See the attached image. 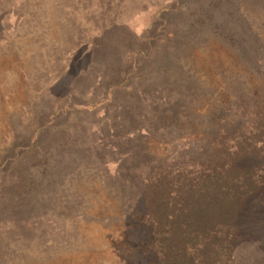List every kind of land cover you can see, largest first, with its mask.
Instances as JSON below:
<instances>
[{"label":"rangeland","instance_id":"obj_1","mask_svg":"<svg viewBox=\"0 0 264 264\" xmlns=\"http://www.w3.org/2000/svg\"><path fill=\"white\" fill-rule=\"evenodd\" d=\"M263 94L264 0H0V264H149L150 179ZM237 235L264 264V188Z\"/></svg>","mask_w":264,"mask_h":264},{"label":"trees","instance_id":"obj_2","mask_svg":"<svg viewBox=\"0 0 264 264\" xmlns=\"http://www.w3.org/2000/svg\"><path fill=\"white\" fill-rule=\"evenodd\" d=\"M235 116L242 124L230 116L206 159L157 170L147 184L145 220L155 256L149 264L234 261L240 210L264 188V165L238 164L264 158V94Z\"/></svg>","mask_w":264,"mask_h":264}]
</instances>
